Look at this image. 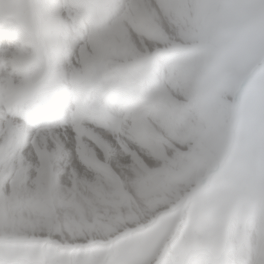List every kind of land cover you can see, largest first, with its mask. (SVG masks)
Returning <instances> with one entry per match:
<instances>
[{"label":"snow or ice","instance_id":"obj_1","mask_svg":"<svg viewBox=\"0 0 264 264\" xmlns=\"http://www.w3.org/2000/svg\"><path fill=\"white\" fill-rule=\"evenodd\" d=\"M0 264H264V0H0Z\"/></svg>","mask_w":264,"mask_h":264}]
</instances>
